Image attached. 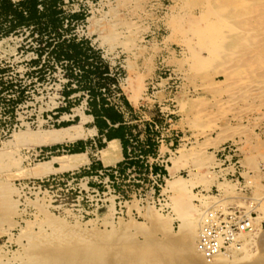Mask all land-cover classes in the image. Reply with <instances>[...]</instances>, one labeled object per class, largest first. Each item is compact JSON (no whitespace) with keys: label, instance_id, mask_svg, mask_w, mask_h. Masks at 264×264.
<instances>
[{"label":"rangeland","instance_id":"obj_1","mask_svg":"<svg viewBox=\"0 0 264 264\" xmlns=\"http://www.w3.org/2000/svg\"><path fill=\"white\" fill-rule=\"evenodd\" d=\"M58 4L63 23L66 18L63 36L85 39L101 61L116 67L117 88L109 89L119 92L114 100L123 93L136 104L151 101V93L161 101L162 91H169L146 132L139 114L140 120L128 122L133 133L140 132L129 143L135 153L145 134L157 133L160 111H169L181 137L165 154L160 145L158 158L149 155L146 169L134 164L111 180L102 169L77 174L65 162L70 152L45 148L90 136L84 129L90 120L82 122L83 90L71 92L64 109L68 66L54 62L65 60L45 47L46 33L20 27L4 34L0 26V75L11 79V89L24 90L15 119L2 116L0 125V264H264V0ZM32 61H46L43 70ZM158 66L161 78L155 80L150 74ZM4 102L0 98L1 115ZM227 143L236 154L223 161ZM234 157L243 167L241 181L226 174ZM82 158L87 162L86 154ZM152 163L165 173H151ZM214 187L224 204L251 208L256 227L261 225L244 256L240 251L207 263L195 248L204 202L192 200L196 205L188 207L185 200L198 199L195 189L213 193Z\"/></svg>","mask_w":264,"mask_h":264},{"label":"trees","instance_id":"obj_2","mask_svg":"<svg viewBox=\"0 0 264 264\" xmlns=\"http://www.w3.org/2000/svg\"><path fill=\"white\" fill-rule=\"evenodd\" d=\"M60 0H0V26H3L2 33L7 34L20 27L35 28L37 35H44V45L48 47V51L52 52L56 60L55 63L63 62L68 66L64 69L66 75L65 90H63V99L65 100L63 108L66 109V99L69 94L75 90H86L84 111L92 115V124L96 127L97 133L102 134L105 139L117 137L120 141L122 158L116 161L113 165L101 166L90 163L88 168L80 169L77 174H86L87 172L97 171L98 168L108 171L106 174L108 178L114 176L112 170L116 173H122L127 166L136 165L138 169L140 166L145 167V156L154 154L156 148V141L154 137L147 134L144 135L143 142H140V148L135 153V148L130 147L129 138H136L138 134L133 133L130 125L123 121L120 109L109 102L105 95H102L98 90L100 86L114 83V88H117V79L114 75L108 73V64L101 61L98 54H95L93 47L85 40L77 37H64L60 32L61 28L66 26V18L63 23V15L59 7ZM55 34V37H51ZM38 62L37 71L43 70L46 61H32ZM48 62V61H47ZM36 65V66H37ZM0 70H3L0 67ZM106 79H108L106 81ZM73 80V86H71ZM13 84L11 79H5L0 75V98L5 100L6 109L0 113V125L4 121V117L10 120L15 119V107L19 102L23 101V86H17V89H11ZM15 90V93L8 92ZM121 96V95H120ZM122 103L125 107L129 106L126 99L122 95ZM61 109V110H64ZM6 112V113H5ZM4 116V117H2ZM62 126L68 125L66 121H60ZM147 125H144L146 132ZM86 141V140H85ZM96 147H101L104 141L100 138L95 142ZM64 149L70 153L82 152L84 150L83 139H76L75 142L49 145L45 150L49 152H56ZM102 148V147H101ZM141 155V157L139 156ZM150 166L151 173L162 172L165 173L163 166H158L152 163Z\"/></svg>","mask_w":264,"mask_h":264},{"label":"built area","instance_id":"obj_3","mask_svg":"<svg viewBox=\"0 0 264 264\" xmlns=\"http://www.w3.org/2000/svg\"><path fill=\"white\" fill-rule=\"evenodd\" d=\"M11 1L15 2L17 0ZM115 69L116 67L113 69L108 65V73L114 75L117 79V72L114 71ZM155 83L157 82H154V84L151 83L150 86H155ZM112 87H115L114 83H109L107 84L108 89H106L105 86H100L98 90L101 91L102 95H105L109 102L120 109L119 102L114 100V95L117 97L118 92H115V94L113 91L109 92V89ZM81 92L85 104L87 92L86 90ZM152 127L156 128L157 124L153 123ZM138 138H140L139 135ZM129 140L131 143L135 142V140L131 138H129ZM221 148L229 149L232 147H230V143H227L222 145ZM139 156L141 157L140 154ZM147 157H149V155L145 156V160H147ZM130 168H133V165L127 166L125 170L128 171ZM148 168H150L149 165ZM100 170L101 169H97L98 172H100ZM112 173L115 175L116 171L112 170ZM105 176L108 178L107 174ZM59 178L61 180L65 179V177L62 176ZM214 188L215 192L213 193H210V188H198L194 191L198 197L204 199L207 203L200 208L195 236V248L204 262L207 263L214 261L217 256L229 257L234 253L240 252L243 245L247 246L249 244V237L254 232L257 225L252 220L253 216H251V212L253 210L251 208L245 209V207L238 205L236 202L224 204L222 202V197L217 196V188ZM193 201L199 202V199L193 198ZM260 225L261 221L258 223L259 227Z\"/></svg>","mask_w":264,"mask_h":264},{"label":"crops","instance_id":"obj_4","mask_svg":"<svg viewBox=\"0 0 264 264\" xmlns=\"http://www.w3.org/2000/svg\"><path fill=\"white\" fill-rule=\"evenodd\" d=\"M162 50H165V49H162ZM158 68H159V66L157 67V69L154 68L152 70V73L150 74L151 78H155V80H156V78H161L160 73L162 71L159 70ZM160 68H161V66H160ZM164 78H166V77H164ZM162 92H163V97H162L161 101H159L154 95H152L150 93L151 101L143 100L142 102H139L137 100L136 104L131 102L127 98L126 94L122 93L123 97L126 99L128 105H129V106L125 107V105L121 101L122 100V95H121L118 102L120 103V107L122 108V109L120 108V111L122 113L123 121L126 123H128L130 121L135 122V121L141 119L139 117V115H140V116H142V118L144 120L141 124L143 126L145 124L147 126H149V124H150L148 121V120H150L149 116H153V114L155 112L154 111L155 106L158 107L157 110H160L161 105L159 102L170 99L169 91L163 90ZM166 104H168V103H166ZM139 105L141 107H143V109H140ZM77 112L79 115V121L76 123H80L81 115H80V109L79 108H78ZM126 112L132 113V115L135 117H132L131 119L130 118L127 119L126 115H125ZM87 114L84 113L83 115H87ZM88 115H90V118L88 120H90V123H91L88 126L94 127V132L92 134H90V136L87 137L86 139H83L84 150H82V151H85L88 160L85 163L78 164L75 168H73L75 170L86 169V168H88L90 163H93V164L99 163L101 166L113 165L116 161H118L122 158V152H121V146H120L119 139L117 137H111L109 139H105L102 134H98L96 127L92 124V115L91 114H88ZM130 116H131V114H130ZM157 116H160L161 119H159V122H158V127L156 129L157 133L154 134V137H156V139H155L156 140V148H155V151L153 154L154 155L153 158H158L161 155V153L159 151L160 145L163 144L166 147V149H164L162 151V154H165L167 152V149L170 148V145L173 143V141L174 140L177 141L181 137V135L178 134L179 128H173L172 127V123H171V116L172 115L169 113L168 110L167 111H160L159 115H157ZM71 124H73V123H71ZM138 125L139 124L137 123V126ZM138 135H140V132L138 133ZM99 138L104 141V144L101 146L102 148L101 147H99V148L105 149L106 152H109V151L114 152V156L116 157V159L112 163L104 164V160H105L104 155L99 156V152H98L99 148L96 147V144H95V142ZM75 140L69 141V143L75 142ZM177 143H179V142H177ZM229 149L234 150L235 147L229 148ZM229 149H226L227 154H223V157L221 158V160L224 161L226 159L227 155L231 158L233 154H236V152H234V151L229 152ZM46 151H48V150H46ZM221 153L222 152H219V154H221ZM160 159L161 158H159V160ZM237 160H238L237 157H234L232 160L228 159L230 168L227 170L226 174H229L230 175L229 178H231L233 180L241 181L243 179V176L241 174L243 167L238 163ZM98 169H100V168H98Z\"/></svg>","mask_w":264,"mask_h":264},{"label":"bare ground","instance_id":"obj_5","mask_svg":"<svg viewBox=\"0 0 264 264\" xmlns=\"http://www.w3.org/2000/svg\"><path fill=\"white\" fill-rule=\"evenodd\" d=\"M205 3H207V2H205ZM208 4V3H207ZM206 7V6H205ZM206 9V8H205ZM219 9V8H218ZM206 11V10H205ZM216 14V13H215ZM207 17V16H206ZM216 18V17H215ZM172 19V18H171ZM205 20V19H204ZM201 21V20H200ZM218 21V20H217ZM222 21V20H221ZM210 21H208V23H209ZM215 22V21H214ZM214 22H212V23H214ZM206 23V22H205ZM219 23V22H218ZM222 24H223V21H222ZM226 24V23H225ZM204 25V24H203ZM211 25V24H210ZM218 24H216V26H217ZM220 25V24H219ZM178 26V25H177ZM205 26V25H204ZM226 26V25H225ZM181 27V26H180ZM209 27V26H208ZM220 27V26H219ZM219 27H218V30H219ZM221 28V27H220ZM209 30L211 31V28H209ZM221 30V29H220ZM195 31H197V30H195ZM201 31V30H200ZM206 32V31H205ZM216 32V31H215ZM218 32V31H217ZM186 33H187V31H186ZM185 33V34H186ZM202 34V33H201ZM208 34V33H207ZM183 35V34H182ZM207 36V35H206ZM212 37V36H211ZM203 38V37H202ZM213 39V38H212ZM182 40V39H181ZM186 41V40H185ZM189 41V40H188ZM209 41V40H208ZM208 41H207V43H208ZM210 42V41H209ZM220 42V41H219ZM183 43V42H182ZM189 43V42H188ZM212 43V42H211ZM218 43V42H217ZM199 44V43H198ZM188 45V44H187ZM215 46V45H214ZM186 47V46H185ZM213 48V47H212ZM195 52V51H194ZM193 54V53H192ZM188 56V55H187ZM194 58L195 57H197V56H193ZM90 118V115H83L82 114V121L84 122L85 120H88ZM84 129H85V132H86V135H85V137L86 136H88V135H90V134H92L93 132H94V127L93 126H84ZM104 151H105V149H104ZM86 153H85V151L84 152H80V153H71V154H68L67 156V160L65 161V162H67L66 163V165H67V167L69 168V169H73V168H75L78 164H80V163H84L85 161H84V159L82 158V156L83 155H85ZM102 154V153H101ZM103 155H104V158H105V162L106 163H112L115 159H116V157L114 156V152L113 151H109V152H104L103 153ZM107 157H109V158H107ZM170 177H171V175L169 174L168 175V177H166V184H165V187H167L171 182H170ZM195 194V193H194ZM194 194H192V195H194ZM195 196H196V194H195ZM198 197V196H197ZM188 198V197H187ZM193 198H194V196L193 197H191L190 199H187L188 200V202H187V200H185V202H186V204L188 205V207H194L195 205H196V203H194L192 200H193ZM198 199H199V201H200V203H202L203 204V202H204V205H205V200L204 199H202V198H200V197H198ZM264 201V200H263ZM222 202H224V201H222ZM262 203H264V202H262ZM261 203V204H262ZM260 204V205H261ZM261 212H264L263 210L261 211ZM257 221V220H256ZM256 228H258V226L256 227ZM64 236V235H63ZM250 238V237H249ZM252 239V238H251ZM253 240V239H252ZM250 241V240H249ZM253 242V241H252ZM249 243V242H248ZM245 246L246 245H243V247L241 248V252H242V255L240 256V257H242V256H244L246 253V251L244 252V248H245ZM246 247H248V246H246ZM244 249V250H243ZM247 250H248V248H247ZM64 252V251H63ZM62 251H61V253H60V255L63 253ZM66 252V251H65ZM64 252V253H65ZM198 252V251H197ZM59 253V252H58ZM57 253V254H58ZM63 253V254H64ZM199 253V252H198ZM56 254V253H55ZM59 255V254H58ZM55 256V255H54ZM199 256V255H198ZM191 257V256H190ZM189 257V258H190ZM201 257V256H200ZM41 258V257H40ZM202 258V257H201ZM220 259H233V258H227V257H224V256H217V257H215V259H214V262H216V261H219ZM37 260V259H36ZM196 260V259H195ZM204 261V260H203ZM196 262V261H195ZM220 263V262H219ZM219 263H217V264H219ZM223 264V263H222Z\"/></svg>","mask_w":264,"mask_h":264}]
</instances>
